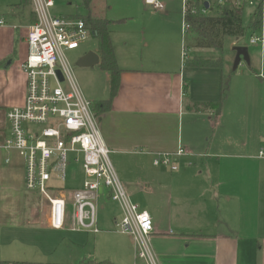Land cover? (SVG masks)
I'll return each instance as SVG.
<instances>
[{
    "label": "crops",
    "instance_id": "0c3cea01",
    "mask_svg": "<svg viewBox=\"0 0 264 264\" xmlns=\"http://www.w3.org/2000/svg\"><path fill=\"white\" fill-rule=\"evenodd\" d=\"M4 1L0 9V113L6 117L8 110L25 104L27 76L21 65L28 55L27 29L36 17L31 0ZM183 1L182 21L190 28L180 33L178 48L172 31L163 30L156 40L149 27L142 31L137 38V69H121L114 96L109 76L110 96L99 102L110 101V108L95 114L132 203L137 205L139 182L147 184L141 199L144 209L137 206L152 217V246L160 264H264V126L254 120L242 122L244 114H240L222 130L228 97L219 115L216 106L225 83L223 63L200 53H223L227 37L240 38L224 36L218 49L199 36L200 27L214 36L212 27L190 25L186 18L191 9L202 20H216L224 11L247 2L218 0L213 15L209 0ZM261 4L264 8L262 0ZM56 7L57 3L55 15ZM92 16L101 18L93 12ZM253 37H258L255 32ZM232 46L235 51L237 43ZM94 52L99 54V48ZM2 145L0 150H4ZM179 148L186 154L174 159L177 171L154 165L157 154H174ZM9 164L11 160L5 165ZM13 167L4 174L7 180L12 178ZM106 201H113L108 190L101 195L100 211L105 210ZM121 217L120 208L114 227ZM46 223L49 226L48 211Z\"/></svg>",
    "mask_w": 264,
    "mask_h": 264
},
{
    "label": "rangeland",
    "instance_id": "374dc122",
    "mask_svg": "<svg viewBox=\"0 0 264 264\" xmlns=\"http://www.w3.org/2000/svg\"><path fill=\"white\" fill-rule=\"evenodd\" d=\"M209 1L213 8L210 13L214 15L218 11V0ZM159 2L165 4L164 12L156 10L145 0L93 1V14L116 22L115 25H111L110 32L119 70L137 69V38H140L142 31H147L149 28L155 31L153 40L159 38L160 33L165 29L170 33L172 31L174 44L178 48L180 33L184 29L182 21L184 1L159 0ZM4 3V0H0L1 10ZM56 3L57 15L70 19L87 15L83 0H56ZM260 5L261 0H254V5L248 2L242 5L244 37L238 41L227 37L223 53L200 51L207 57L220 58L223 63L224 81L228 82L229 88L228 98L223 107L222 130L233 124L240 114H244L241 117L242 122L254 120L264 126V52L262 54L264 45L250 44L254 33L250 23L255 13L259 11ZM255 35L264 39V8L263 28L258 29ZM233 42L237 43V47L248 48L250 58V64L243 61L236 71H234L236 52L232 46ZM98 48V39L91 35L80 48L64 50L75 79L84 96L92 103L93 110L97 109L100 99L110 96L109 76L111 75L100 65L94 68H82L77 66V62L85 54L94 52ZM192 54L194 55L193 51L190 55ZM8 131L9 124L5 113H0V144L4 143ZM7 158H10L12 164L5 165ZM110 158L116 167L115 156L110 155ZM12 166H14L10 173L12 178L7 180L4 174ZM83 179L81 165L73 163L68 169L67 180L54 184L70 193L78 188ZM23 180H25L23 158L16 152L0 150V264L2 262L79 264L82 261L134 264V245L131 237L117 232L114 227L113 219L120 215L118 203L106 201L105 210L99 211L100 234L77 233L68 227L64 230H54L46 223L47 202L36 193H29ZM139 183L137 205L144 209L141 199L145 196L147 184Z\"/></svg>",
    "mask_w": 264,
    "mask_h": 264
},
{
    "label": "built area",
    "instance_id": "2783aa9c",
    "mask_svg": "<svg viewBox=\"0 0 264 264\" xmlns=\"http://www.w3.org/2000/svg\"><path fill=\"white\" fill-rule=\"evenodd\" d=\"M145 2L158 10L165 8L157 0ZM31 5L36 22L27 29L28 55L21 65L27 76L25 104L7 111L9 131L2 148L23 158L25 187L47 202L52 229L68 227L73 232L99 234L100 198L108 190L122 210L115 230L131 237L135 264H160L152 246V217L127 195L93 105L84 96L64 54L65 49L80 48L92 33L83 19L55 15L56 0H31ZM189 28L184 21V32ZM250 44L263 46L264 39L253 37ZM185 154L182 148L174 154L159 153L154 165L177 171L174 159ZM9 162L7 159L6 163ZM73 163L81 165L84 180L79 188L68 193L54 183L67 180Z\"/></svg>",
    "mask_w": 264,
    "mask_h": 264
},
{
    "label": "trees",
    "instance_id": "16d2710c",
    "mask_svg": "<svg viewBox=\"0 0 264 264\" xmlns=\"http://www.w3.org/2000/svg\"><path fill=\"white\" fill-rule=\"evenodd\" d=\"M94 0H83V6L87 10V15L82 17L85 21L86 26L90 29L93 36L98 39L99 42V55L101 57L100 66L106 72H109L111 75V90L112 94L116 93L119 86V75L121 70L117 67L114 49L111 41V32L110 27L113 22L102 19L99 17L92 16V4ZM243 7L239 6L234 10L224 11L222 16L216 20H202L200 15L195 13L193 14L192 10H188L186 13L187 21L190 25L202 24L204 28L212 27L211 33L214 36H209L207 31L200 30V39L204 43L209 45H215L218 49H222V38L224 36H232L241 38L245 35V29L243 27ZM251 28L254 32L262 28L263 25V4L260 5V9L251 20ZM198 30V29H197ZM214 31L216 34H213ZM221 34V36H220ZM206 41V42H205ZM228 82H225L222 89V99L219 104H217V114L219 115L222 110V105L224 100L228 95ZM110 108V101L100 102L97 109L94 112L98 115L105 113ZM1 264H33V263H10L2 262ZM79 264H108L105 262H96V261H82Z\"/></svg>",
    "mask_w": 264,
    "mask_h": 264
},
{
    "label": "water",
    "instance_id": "95a60500",
    "mask_svg": "<svg viewBox=\"0 0 264 264\" xmlns=\"http://www.w3.org/2000/svg\"><path fill=\"white\" fill-rule=\"evenodd\" d=\"M206 6H208V4H206ZM235 52H236V60H235L234 70H237V68L243 61L246 62L247 64H250L248 48L236 47ZM100 63H101L100 55L97 52H89L78 60L77 66L82 68H94L95 66L100 65ZM58 74L62 80V77L59 72Z\"/></svg>",
    "mask_w": 264,
    "mask_h": 264
}]
</instances>
